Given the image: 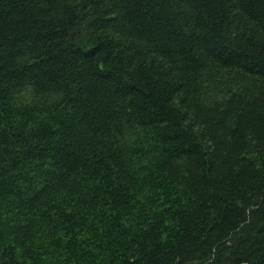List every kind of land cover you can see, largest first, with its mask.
<instances>
[{
	"label": "trees",
	"instance_id": "obj_1",
	"mask_svg": "<svg viewBox=\"0 0 264 264\" xmlns=\"http://www.w3.org/2000/svg\"><path fill=\"white\" fill-rule=\"evenodd\" d=\"M0 264H264V0H0Z\"/></svg>",
	"mask_w": 264,
	"mask_h": 264
}]
</instances>
